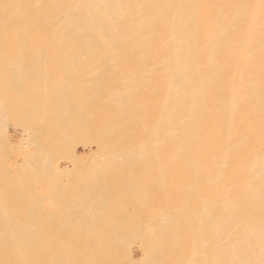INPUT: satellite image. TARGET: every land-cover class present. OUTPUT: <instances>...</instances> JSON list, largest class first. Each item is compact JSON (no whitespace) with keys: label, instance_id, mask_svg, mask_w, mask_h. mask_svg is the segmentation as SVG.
<instances>
[{"label":"bare ground","instance_id":"obj_1","mask_svg":"<svg viewBox=\"0 0 264 264\" xmlns=\"http://www.w3.org/2000/svg\"><path fill=\"white\" fill-rule=\"evenodd\" d=\"M0 65H4L0 68V264H264V0H0ZM45 65L49 66L44 68ZM61 65L64 67L60 68ZM114 65L119 67L113 68ZM101 66H111V68H101ZM59 70L67 76L72 74L70 77L78 71H87L91 74L105 71L107 75L110 72L123 73V75L129 73V82L123 80V76L119 74L122 78L119 79L126 81L125 84L122 82L126 89L120 88L123 91L120 90L115 94L118 89L113 92L112 88L111 90L108 88L109 93L112 92L110 95L114 93V96L111 95L115 97L113 100H117L115 102L117 110L111 114L112 116L110 115L111 120H104L109 118L108 115L103 118L107 125L103 123L102 128H99L102 120L99 122L98 118L94 121V124L99 122L97 123L99 126L97 124L94 126L100 129L98 132L100 135L97 134L95 127L91 131L95 129L96 132L93 133L101 136L100 138L96 134L91 138V134L89 136L91 131L83 132V135L87 134L86 138L89 136V141L84 137L85 145L84 141L81 142L85 146L82 154L71 151L73 144L70 142L76 136L73 134L74 136L70 137L72 132L77 130H69V127L73 125L71 121L75 123L73 122L75 121L73 116L76 118L75 114L73 115L75 110L76 113H80V109H83L84 115L90 113L93 104L90 105L89 102L92 100L94 102L95 96L93 95L92 98V94L97 90H92L93 93L89 92L93 81L86 82L87 77L91 76L88 73L86 79L81 80L85 81V85L90 86L88 92L83 87L80 89L83 91H79L83 93L85 90L87 100L84 97L81 99L84 104L89 100L86 103L88 109L92 107L89 110L86 108L87 105L86 110L84 107H79L80 111L77 112L79 104L71 102V98L77 101L79 96L82 97L85 93L82 95L75 92L79 96L73 98L72 96L75 95L72 89L75 88L71 87L76 80L71 81L68 78L67 81L64 75L63 78L60 76ZM44 71L52 74L56 71L60 72L53 75L50 73L52 77H49L50 79L55 77L53 80L59 79L60 82L62 79L64 83L61 82L60 87L52 89V84L57 82L46 83L51 84L49 86L52 92L54 91L60 99L66 91L71 96L69 101L65 98L62 102L61 99V106L59 101L55 105L56 111L60 106L59 125L62 123L65 125L64 122L68 124L65 125L66 130L64 129L66 132L62 130L64 125H60L61 128L56 127L57 132L61 130L60 134L55 131L57 136L64 137V140L60 137L59 139L55 137V141L51 139L53 135L48 134V126L52 121L48 120L54 117L57 120V116L53 115L51 118L50 115L49 117L45 115L49 113L45 112L48 105L44 107L46 104L36 99L37 96L40 97L39 94H43L41 90L45 91L43 86L46 83H42L44 82L42 79L46 77ZM34 72H41L39 75L44 74L41 76L45 77L37 79ZM68 72L71 74L68 75ZM31 73L34 75L33 78L42 81L39 82L43 86L38 85L40 83L36 80L31 82L29 79L33 76ZM29 74L31 76L27 78L30 80V87L27 86L29 81L25 78ZM57 74L59 78H56ZM76 74L75 76L78 77L79 73ZM79 77L78 81H80ZM91 78L89 79L92 80ZM117 78H115L116 88H119ZM78 81L76 84L79 83ZM96 81L98 82V79ZM34 86L38 89L41 87L39 90L35 87L36 90ZM26 87L28 88L25 89ZM54 89L58 92L56 93ZM139 89L142 93L139 95L140 91H138L136 97ZM47 91L49 90L46 88L45 94ZM107 93L104 92L103 95ZM11 95L14 98L13 107L15 102L18 103V107L16 104L17 114L12 113L11 110L10 115L8 105L11 101L9 102L8 99L10 97L11 100ZM49 97L50 94L47 98ZM55 97L53 99H56ZM69 102L73 105L74 111L72 110V114L69 112L70 118L67 116L72 120L68 122L65 118L66 121L63 122L60 119L67 117L66 113L71 107L69 106V109L67 107ZM103 102L105 103L106 100ZM81 104L83 106V103ZM19 105L21 107L24 105V108ZM74 105L77 107L75 108ZM6 108L9 113L6 112ZM19 108L24 109L22 114L25 121L28 116L30 117L27 119L30 120L29 123L31 122L29 125L28 122H25L27 125L23 123V126L30 127L29 130L22 127L24 121L16 117L19 110L22 111ZM53 109L55 107L50 110L53 112ZM99 111L97 110V113ZM30 113L33 114L32 117ZM80 114H78L80 118H85L90 125L94 113L92 115L90 113V119L89 116ZM132 114L135 118L139 116L141 125L137 123V126L140 127L133 125L135 118L132 121ZM12 118L16 119V123ZM77 120L78 118L75 124L81 122ZM57 124L51 123L54 129ZM67 126L69 134H67ZM77 126L80 125H76L75 129H78ZM85 127L83 125L82 128ZM43 128H47L42 130L44 134L41 131ZM50 131L53 133L52 130ZM12 146L14 148L9 153ZM19 155L24 157L29 155L32 158L20 161L18 159L19 162L13 159ZM61 156H66L69 160L72 158L67 162L68 166L74 167V170L69 171L72 175L77 171L75 165L81 163L85 166L83 163L90 161L91 156V158L95 156L103 159L109 157V160L152 158L155 165L153 163L150 165L153 164L158 174L163 176L161 177L164 178L165 186L161 185L162 190L158 185L159 180L156 183L157 177L154 176L157 185L154 184L155 187L158 189L160 187L162 190L161 192L159 189L163 194L164 205L162 203L159 206L161 209L163 205L158 214V207H154L160 204L161 201H157L161 193L157 191L155 194L159 199L149 194L152 197L150 201L155 198L157 201L154 200L155 205L151 207L155 210L151 212L149 211L151 208H148V214L151 216L153 211H157L155 214H158H154L153 217L148 216L151 220L148 225L151 228H146L151 231L150 233L146 229L145 231L149 233L146 232L147 236L151 234V238L148 236L149 240L144 239L147 236L140 224H138L139 229L138 227L136 229L137 224L136 226L133 224L137 230L134 231L135 229L132 228L133 236H130L131 233L128 237L127 233L123 236L120 232L121 237H115L114 234L116 232L119 234L122 227L119 228L120 230H117L118 226L113 227L116 231L112 232L113 229L109 228L111 225L106 226L109 222L105 223V220L101 219V215L104 217L102 213H100L101 218H97L102 221V223L97 222L101 225L94 223L97 221L96 218L94 222H86L87 219L84 220L83 217H88L87 210H84V213L82 209L84 206L81 208L78 206L82 202L88 205L93 201L91 195L89 200L85 197L89 192L82 191L87 189V185L91 186L89 184L92 181L87 178L90 182L89 184L85 182L82 187H86L81 192L75 191L76 189L74 192L73 190L67 192L65 189L68 188V183L65 182L66 186L62 181L58 183L52 181L49 177L50 172L47 173L52 165L53 170L57 171L55 173L59 172L62 177L67 169L61 161L50 165L54 160L51 158H61ZM10 158L15 162H10ZM44 158H50L51 161ZM143 161L145 160L139 162L144 163ZM27 162L30 165L25 168ZM39 162L40 165H37ZM134 162L137 163L136 160ZM126 163L128 165L129 160ZM115 164L120 165L119 162ZM82 165L78 168L83 167ZM99 165L102 170L98 172H102L104 167L100 162ZM99 165L97 167L94 164L90 171H96ZM105 165L106 169L108 166ZM122 166L121 164L120 167ZM21 170L30 173H24L15 179L16 172L19 173ZM59 173L56 174L58 180H60ZM69 173L66 177H72ZM102 175L106 177V172ZM107 176L110 178V175ZM122 176L121 174L120 180L124 179ZM99 177L96 180H99ZM146 178H142L143 181ZM149 178L150 180L146 182L152 180L151 177ZM52 182L54 185L56 182L57 186ZM72 182L71 180L70 183L69 180L71 187ZM150 183L153 184V180ZM17 184L25 188L17 198L19 200L28 198L29 202L14 207L10 190L15 189ZM134 185L138 186V184ZM146 185L144 186L147 187ZM47 186H54L52 191L58 188L55 195L53 194L55 197L51 195L55 191L49 193ZM65 186L67 188H64ZM127 188L123 190L126 191ZM153 189L151 190L150 187L152 192ZM97 190L100 191V188L97 187ZM97 190L95 193L98 192ZM123 192L121 195H129V191ZM39 195H42L41 199L34 198ZM67 195L70 196V200L64 201L65 197L68 198ZM101 197L97 202L101 201ZM127 197L125 200L130 201L131 199ZM55 201L58 204H68V207L64 204L67 212L70 211L69 204L72 210L77 207L76 211L74 209L75 213H71L72 211L70 213L75 216L76 212L79 213L77 216H81H76L75 221L81 222L82 218L84 224L80 227L75 225L73 228L74 224L71 223L76 224V222L71 215L74 222H68L71 226L67 225L65 232L64 223H58L60 220L57 215L59 218L61 215L57 207L55 209L58 212H54L55 215L52 216L48 212L50 216L46 212L45 216V210L52 208L53 205H50L55 204ZM91 204L97 205L95 202ZM78 208L82 210L83 217L82 213L78 212ZM50 211L53 213L52 210ZM63 211L67 214L65 210ZM93 212L92 214L97 215V211ZM51 217H55L56 220ZM63 217L62 215L60 219L65 222L70 215L64 219ZM68 220H71V217ZM111 224L117 225L113 221ZM105 228H109V231L112 229L110 233L113 235L111 236ZM129 229L131 228L127 227L130 232ZM140 229L144 235L140 233ZM106 232L107 236H105ZM137 236H144V240Z\"/></svg>","mask_w":264,"mask_h":264},{"label":"rangeland","instance_id":"obj_2","mask_svg":"<svg viewBox=\"0 0 264 264\" xmlns=\"http://www.w3.org/2000/svg\"><path fill=\"white\" fill-rule=\"evenodd\" d=\"M53 65H54V64H52V66H53ZM55 65H56V64H55ZM57 65H58V64H57ZM59 65H60V64H59ZM59 65H58V66H59ZM48 66H49V65H48ZM48 66L45 65V66H43V67H44V68H47ZM1 67H4V65H3V66L0 65V68H1ZM56 67H57V66H56ZM61 67H64V66L61 65L60 68H61ZM91 67H93V66H91ZM94 67H96V66H94ZM98 67H100V66H98ZM104 67H105V68H111V66H110V67H109V66H101V68H104ZM112 67H113V68H114V67H115V68H118L119 65H114V66H112ZM132 67H135V66H132ZM49 68H51V67H49ZM52 68H53V67H52ZM54 68H55V67H54ZM57 68H58V67H57ZM80 68H82V66H80ZM83 68H84V67H83ZM59 71L61 72L62 70H59ZM44 72H45V71H44ZM56 72H57V71H56ZM56 72H55V73H56ZM60 72H59V73L57 72V73L60 74ZM65 72H67V71H65ZM82 72H84V71H82ZM82 72H80V71L76 72L77 74L79 73L78 75L81 77V78H80V77L78 76L80 81L77 80L78 77L75 76L76 73H73V77H70V76H72L71 72H68V73H67L68 75H69V73H70V74H71L70 76H67L66 73H63V74H62V72H61L60 76H61L62 78L65 76V79H66L67 81H69L68 78H70L71 81H72V80H76V81L79 82L78 84H80V86H79L78 84H76V81L73 82V85H72V87H71V88H73V87L75 88V89H72V91H73V93H74V95H75V96H72L73 98H74V97H77L76 95H78V94H82V95H83V94L85 93L83 96L81 95L82 97H80V96L78 95V96H79V99H78V98H75V99H78V100H77V101H73L72 98H71V96L69 95V93L65 90L66 93L64 92V96L67 95V97H66V96H65V97L63 96V98L61 97V99H62V102H63V99L66 98L65 100H66V101H69L70 98H71V102H73V103L75 102V104H77V105L79 104L78 107H77V105H74L75 108H76V107L78 108L77 112H79V111L81 110L80 113H82V114L84 115V112H85V111H84L83 109H80V108H83V107H84V109L86 110V108L89 107V106L86 104V103H88L89 100L86 101V103L84 104V102L82 101L81 98H83V97L85 98V95H86L85 90H87V92H88V89H89L90 86L85 85V81H83V82L81 81V80H83L84 78L86 79V75H88L89 72L87 73V71H86V72H84V74H82ZM98 72H99V71H98ZM98 72H95V73L92 72V74H91V72H90L89 75H91V76H90V77H87V79H86V82H88L87 80H89L90 82L93 81V82H91L92 84H90V85H91V87H90L91 89H89V92H90V93H93V91H96V90H97V91L95 92L96 95H95L94 93L92 94V98L95 96V98H94V102H93V100H92L91 102H89L90 105L93 104V107L90 106L89 109H91V107H92V109L95 107V108L93 109L94 112H93L92 109H91V111H90V110L87 108V109L89 110V112L91 113V115H92V113H94L93 116L95 115V117L92 116L91 119H90V116H91L90 113H88V112L85 113V115L89 116L88 118L92 121V122H91L88 118H86L87 121L91 122L90 125H89L88 122L85 121V118H83V119L80 118L81 116L78 115V114H80V113H76V110L74 111V107H73V105H71L70 102H69L70 105H69V103H68V105H67L68 109H69V106L73 107V109L70 107L68 113H66V116H67V115L69 116V114H70L69 112H71V114H72V112L74 111V112H73V115L75 114L76 118H74V116L72 115V116H73V120H75V121H73V122L76 123V119H77V118H78L77 122H78V121H81V122L75 124V123H72V121H71V124H73V125L75 124V125H74V126L72 125V127H69V130H70V129H71V130L73 129V130H77V132H78V129H79L78 136L76 135V134H77L76 131H74V133L72 132V136L70 135L71 137H70L69 135H66V136H67V137L69 136L70 138H72L74 135L76 136L75 139L72 138L73 140L70 142V143L73 144V146L71 145V146L73 147L71 151H76L77 153H81V154L84 152V149H85V146H84V145H85L86 140L84 141V137L86 138V135H87V134L85 135V133H84V135H83V132H87V131L89 132V131H91V129H93V128L95 127V129H97V134H99L98 132H99L100 129L96 128V126H94V125H96L97 123H99V122L102 120L103 122H100V123H99V124H100V127H99V128H102L101 125H103V123H106V121H104V120H108V119L111 120L110 115H111V114H114V113H115L114 111L117 110V108H116V106H115V102H116L117 100H113V98L115 99V97H113V96H114V93L111 94V95H113V96H111L110 93H112V92L109 93V91L111 90V88H112L113 92L115 91V89H118L117 91H115V94H116L118 91H120V90H122V89H123V90L126 89V86H125V85H124L125 88L123 87V83L125 84L126 81L123 82V80H127V81H128V77H129V73H128V74L124 73V75H123V73H118V72H110V73H108V71H106V72L108 73V75L110 74V76H108V75L105 73V71H101V72H99V73H98ZM37 73H38V72H34V75H35V78L38 79V78L42 77L44 74H45L46 77H47L51 72H49V73H46V72H45L44 74H40V75H39V73H41V72H39L38 75H37V76H39V77L36 76ZM42 73H43V72H42ZM55 73H53V74H55ZM85 73H87V74H85ZM93 73H94V75H93ZM114 73H115L116 75H115ZM51 74H52V73H51ZM51 74H50V75H51ZM53 74H52V75H53ZM58 74L56 75V78H59V77H60V76L58 77ZM77 74H76V75H77ZM119 74L123 76V80H122V81L120 80V79H122V78H120L121 76H120ZM31 75H33V73H31ZM31 75H30V74H29V75H26L25 78L30 77ZM34 75L31 76V77L33 78ZM41 75H42V76H41ZM50 75L48 76V78H46L45 76H44L45 78L42 77V78H44V79L41 78L44 82H42L41 80H39V81H41L42 83H46V82H49V81H50V83H51V81H52L53 83H54V82H57L56 84L54 83L55 85L52 84V85H53V86H52V89H53V88H56V89H57L58 87H60V83H61V82L64 83V81H62V79H61V82L58 81L59 79H58V80H57V79H56V80H55V79L53 80V78H55V77H53L52 79H50V78L52 77V75H51V76H50ZM62 75H64V76H62ZM83 75H85V76L82 77ZM96 75H97L98 77H97ZM117 75H118V76H117ZM66 76H67V78H66ZM74 76L76 77L75 79H74ZM92 76L94 77L93 79L91 78ZM114 76H115V77H114ZM130 76H131V75H130ZM31 77L29 78V79L31 80V82H32V80H33V81H35V80L38 81V80L35 79V78L31 79ZM49 77H50V78H49ZM103 77H104V78H103ZM105 77H107V78H105ZM109 77H111V78H109ZM117 77H118V78H117ZM126 77H127V78H126ZM71 78H72V79H71ZM82 78H83V79H82ZM89 78H91L92 80H90ZM95 78L98 79V82L96 81L97 79H95ZM99 78H100V79H99ZM101 78H102V79H101ZM108 78H109V79H108ZM112 78H113V79H112ZM115 78H117V80H118V81L120 80L119 82H121V83H119V82L116 80V81H117V84H119V86H118L119 88H116L117 86H116ZM119 78H120V79H119ZM124 78H125V79H124ZM45 79H46V80H47V79H50V80L45 81ZM65 79H63V80H65ZM27 80H28V78H27ZM30 80H28L29 83H27V84H28V85H27L28 87H30V86H29V84H30ZM100 80H101V81H100ZM103 80H104V81H103ZM108 80H109V81H108ZM113 80H114V82H113ZM36 81H35V82H36ZM39 81H38V82H39ZM67 81H66V82H67ZM102 81H103V82H102ZM110 81H111V82H110ZM38 82H37V83H38ZM41 82H39L40 84H38V85H42V86H43V84H42ZM99 82H100V83H99ZM107 82H108V83H107ZM112 82H113L114 84H113ZM122 82H123V83H122ZM128 82H129V81H128ZM33 83H34V82H33ZM50 83H49V84H50ZM74 83L76 84V86H75ZM94 83H95V85L93 86ZM98 83H99V84H98ZM102 83H103L104 85H103ZM46 84H47V83H46ZM46 84H44L45 86H43V88H45V91H46V88H47V90H49V91H47V93L45 94V91H44V90H41L43 94H39L40 97L37 96L36 99H37L39 102L42 100V101H43V104H44V105L46 104L44 107H46V106L48 105V109L46 108L45 112H49V113H48V114H45V112H44L45 115H47L48 117H49V115H50L51 118H52L53 115L57 116V117H56L57 120H55V117H54V119H52V120H48V121H52V122H54V124H55V123L57 124V122H58L57 125H59V123H61L60 121H58V120H59V117H58V116H59V114H60V112H59V108H60V106H61V104H60L61 99H60V98L54 93V91L52 92V89H51V87L49 86V84H47L48 86H47ZM61 84H62V83H61ZM81 84H82V86H81ZM97 84H98V85H97ZM50 85H51V84H50ZM77 85L80 87V88L78 89V91L81 89V87L86 88V89L84 90L83 93L80 92V91H83V90H80V91H79L80 93L76 90L77 87H78ZM83 85H84L85 87H84ZM106 85H107V86H106ZM55 86H56V87H55ZM101 86H103V87H101ZM105 86H106L107 88H106ZM114 86H115V88H114ZM28 87H26L25 89H27ZM32 87H33V85H32ZM35 87H36V86H34V88H35ZM40 87H41V86H40ZM40 87H39V89H40ZM87 87H88V88H87ZM93 87H94V88H93ZM36 88H37V87H36ZM36 88H35V89H36ZM103 88H104V89H103ZM108 88H109L110 90H108ZM120 88H122V89H120ZM37 89H38V88H37ZM37 89H36V90H37ZM39 89H38V90H39ZM41 89H42V88H41ZM56 89H54V90L56 91ZM105 89L108 91L109 94L107 93V91H106ZM50 90H51V91H50ZM75 90H76V91H75ZM92 90H93V91H92ZM100 90L103 91V92H99V93H98V91H100ZM123 90H122V91H123ZM43 91H44V92H43ZM91 91H92V92H91ZM138 91H140V89L137 90L136 97L138 96ZM36 92L38 93V91H36ZM49 92H50V93H49ZM57 92H58V91H56V93H57ZM75 92L78 93V94H76ZM104 92L107 93V94H104V95H103ZM73 93H72V94H73ZM141 93H142V91H140L139 95H140ZM11 94H12V93H11ZM14 94H15V93H14ZM14 94H13V96H14V97H15V96L17 97V95H14ZM49 94H50L51 97L47 98ZM54 94H55L57 97H55ZM100 94H101L103 97H102ZM52 95H54L53 98L55 97L56 99H53V98H52ZM68 95H69V96H68ZM93 95H94V96H93ZM105 95H106V96H105ZM107 95H108L109 97H107ZM11 96H12V95H11ZM13 96L11 97V100H10V97H9V99H8L9 102L11 101V104L9 103L10 105H8V108H10V109H9L10 115H11V110H12V113H14L15 110H17L16 107H18V103L15 102V101H14V102H15V106H16V104H17V106H16V107L14 106L15 108L13 107V105H14V104L12 103V101L14 100ZM44 96H47V97H44ZM96 96H97L98 98H97ZM100 96H101V98H99ZM106 97H107V98H106ZM110 97H111L112 102H111V100H110ZM86 98H87V97H86ZM86 98H85V99H86ZM92 98H91V99H92ZM104 98H106V99H104ZM22 99H23V97H22ZM22 99H21V100H22ZM85 99H84V101H85ZM89 99H90V98H89ZM91 99H90V100H91ZM116 99H117V98H116ZM17 100H18V99H17ZM24 100H25V98H24ZM44 100H45V101H44ZM46 100L48 101V103H44V102H47ZM56 100H57V103H56ZM65 100H64V101H65ZM86 100H87V99H86ZM98 100H99L101 103L98 102ZM104 100H106L105 103L103 102ZM107 100H109V101L107 102ZM22 101H23V100H22ZM26 101H27V100H25L24 102H26ZM38 101H37V103H39ZM58 101H59V105H60V106L57 105V106H58V109H57V111H56V106H55V105L58 104ZM19 102H20V101H19ZM62 102H61V103H62ZM76 102H77V103H76ZM80 102L83 103V106H82V104H81ZM92 102H93V103H92ZM96 102H97V103H96ZM110 102H111V103H110ZM113 102H114V103H113ZM21 103H22V102H21ZM21 103H20V104H21ZM40 103H41V102H40ZM94 103H95V104H94ZM103 103H104V104H103ZM108 103H109V104H108ZM25 104H26V103H25ZM53 104H54V105H53ZM97 104H98V105H97ZM100 104H101L102 106H99ZM110 104H112V105H114V106L112 107ZM86 105H87V106H86ZM106 105H107V106H106ZM108 105H110V106H108ZM19 106L21 107V105H19ZM81 106H82V107H81ZM85 106H86V108H85ZM96 106H97V107H96ZM98 106L101 107V108L103 107V108H102V109H101V108L99 109ZM104 106H105V107H104ZM52 107H55V109H53V112L51 111V110H52ZM79 107H80V108H79ZM108 107H110V108H108ZM13 108H14V110H13ZM21 108H24V105H23V107H21ZM21 108H19V109H21ZM113 108H116V109H113ZM50 109H51V110H50ZM79 109H80V110H79ZM104 109H105V110H104ZM7 110H8V109L6 108V112H7ZM21 110H22V109H21ZM54 110H55V114H54ZM72 110H73V111H72ZM97 110H98V111H99V110H100V111L102 110L101 112L99 111V112H100V115H99V112L97 113ZM103 110H104V111H103ZM108 110H109V112H108ZM111 110H112V111H111ZM23 111H24V109H23L21 112H20V110H19L18 115H17L16 117H18V119L20 118L21 120H23L24 122L21 121V122H22V127L26 128V130H29L30 127H29V126L26 127L25 125H27V124H26L25 122H28V125H29L31 122L29 123L30 120L28 121L27 119H28V118L30 119V117L28 116V115H29V114H28V115H27L28 118H27L26 121H25V120L23 119V118H24V116H23V114H22ZM82 111H84V112H82ZM9 112H7V113H9ZM50 112H51L52 115L50 114ZM104 112H106L107 114H106V113L104 114ZM113 112H114V113H113ZM15 113H16V112H15ZM15 113H14V114H15ZM19 113H20V114H19ZM101 113H102V114H101ZM109 113H110V114H109ZM14 114H12V115H14ZM16 114H17V113H16ZM21 114H22V115H21ZM24 114H25V113H24ZM96 114H98L99 117H98V115H96ZM103 114H104V115H103ZM6 115H9V114H6ZM20 115H21V117H19ZM25 115H26V114H25ZM31 115H33V114L30 113V116H31ZM80 115H81V114H80ZM85 115H84V116H85ZM106 115H108L109 118H105ZM14 116H15V115H14ZM68 116H67V117H64L63 119L61 118L60 120H61V121L63 120V122H64V120L66 121L65 118H67V119H68V122H69V120H72V119H69L71 115L69 116V118H68ZM84 116H82V117H84ZM96 116H97V117H96ZM100 116H101L102 118H101ZM111 116H112V115H111ZM137 116H138V115H137ZM137 116H136V118H137V119H136V118H135V115L132 114V115H131L132 118H131V117H130V118L132 119V121H133L134 118H135V120H134V122H133V125H135V127H140V126H137V123H139V124L141 125V122H140L141 120L139 119V116H138V117H137ZM7 117H9V116H7ZM31 117H32V116H31ZM85 117H86V116H85ZM13 118H14V117H13ZM13 118H12V121H13V122L15 121L14 123H16V119L13 120ZM51 118H50V119H51ZM92 118L95 119V120H92ZM98 118H99V119H98ZM100 118H101V119H100ZM103 118H105V119L103 120ZM97 119H98V121H99V120H100V121L94 124V121H97ZM8 120L10 121L11 118L8 119ZM53 120H55V121H53ZM109 120H108V121H109ZM136 120H137V122H136ZM56 121H57V122H56ZM108 121H107V122H108ZM132 121H131V122H132ZM138 121H139V122H138ZM17 122H19V121H17ZM52 122H51V123H52ZM82 122H84L86 125L83 124ZM23 123L25 124L24 126H23ZM36 123H38V122H36ZM49 123H50V122H49ZM51 123H50L49 126H48V127H49V128H48V130H49V133H48V134L53 135V137H51V139L53 138L52 140L55 141L56 138H57V139H59V137L61 138L60 135H59V137H58L57 134H56V132H57V131H56V130H57L56 127H57V128H61V126L64 125V124H63V123H62V125L60 124V125H61V126L59 125L60 127L56 125V126H55V129H54V126L51 125ZM64 123H65V125H68L66 122H64ZM18 124H19V123H18ZM20 124H21V123H20ZM78 124H79L80 126H82V127H83V125L86 126V127H87V125H88V129H90V130L86 129V127L83 129V128L80 127V126H77L78 129H75V128H76V125H78ZM81 124H83V125H81ZM91 124H92V125H91ZM99 124H97V126H99ZM108 124H109V122H108ZM110 124H111V122H110ZM139 124H138V125H139ZM65 125H64V127H63L62 130L65 129V127H66ZM105 125H107V123H106ZM34 126H35V125H34ZM36 126H37V125H36ZM69 126H70V125H69ZM90 126H91V128H89ZM103 126H104V125H103ZM73 127H74V128H73ZM37 128H38V127H37ZM51 128H53V129H51ZM46 129H47V128H46ZM46 129L43 128V129H41V131H42V130L44 131V130H46ZM85 129H86V130H85ZM95 129H94V131H95ZM138 129H140V128H138ZM50 130H52L53 133H51ZM65 130H66V129H65ZM65 130H64V131H65ZM73 130H72V131H73ZM84 130H85V131H84ZM43 131H42V133H43ZM55 131H56V132H55ZM59 131H60V132H59ZM64 131H62V132H64ZM67 131H68V126H67ZM94 131H93V132H94ZM14 132H15V131H14ZM65 132H66V131H65ZM88 132H87V133H88ZM93 132L91 131V132L89 133V136H90V134H91V136H92L91 138H94V135L96 134V133L94 134ZM95 132H96V131H95ZM16 133H17V132H16ZM45 133H46V131H45ZM57 133L60 134V133H61V130H58ZM79 133H80V134H79ZM43 134H44V133H43ZM67 134H69V131L67 132ZM70 134H71V133H70ZM73 134H74V135H73ZM93 134H94V135H93ZM97 134H96V136H97L98 138H100V137H101V136L99 137L100 134H99V135H97ZM54 135H55V136H54ZM89 136H88V137H89ZM55 137H56V138H55ZM67 137H66L65 142L67 141ZM88 137L86 138L87 140H88ZM97 137H96V138H97ZM54 138H55V140H54ZM63 138H64V137H63ZM63 138H61V139H63ZM70 138H69V139H70ZM61 139H60V140H61ZM64 139H65V138H64ZM64 139H63V140H64ZM17 140H18V139H17ZM90 140H91V139H90ZM83 141H84V145H83V143L81 144V142H83ZM88 141H89V140H88ZM93 141H94V140H93ZM93 141H90V142H93ZM60 142H62V141H60ZM63 142H64V141H63ZM68 142H69V141H68ZM90 142H88V143H90ZM132 143H133V142H132ZM9 144H10V143H9ZM65 145H66V144H65ZM13 148H14V146H12V147L9 149V153L12 152V149H13ZM23 148H24V147H23ZM19 156H21V155H19ZM19 156H18L17 158H13V159H14V160H17V161H18V159H19V161H20L21 159H25V160H26L27 158H28V159H31V158H32V157L29 156V155H27L28 157L25 156L26 158H25L24 156H21V157L19 158ZM22 157H23V158H22ZM91 157H92V156H91ZM91 157H90V161H88L89 163H88V162H86V163H83V162H82L83 164H85V166L82 165V164L79 162L84 168H83V167L78 168V166H79L80 164H79V165L76 164V165H75V168L77 167V171H76L77 173L74 171L75 173H73V175L71 174L72 172L69 173V171H72V169H73L74 167H70V165H69V166L67 165V162H69L72 158H70V160H69V158H67L66 156H61V158H51V157H50L51 159H54L55 161H54V160L51 161L50 158H49V159L44 158V159H45V160H50L51 163H50V161H48V162L50 163V165L53 164V163H55V162H57V161H61L62 163L64 162L65 167L67 168L66 171H64V176H63L64 179H62L63 177H62V176L60 175V173L58 172V173H59V176H60V180H58L59 177L56 175V174H58V173H55V172H57V171H54V170H53V168H52V167H54L53 165L51 166V168H50L49 170H47V173L50 172V173L52 174V175H51V174L49 173V177H50V179L52 178V179H51L52 181H56L57 183H58V181H62L64 184H65V182L68 183V184H67L68 186L65 184V185L68 187V188H67L66 186L64 187V188H67V189H65V191H67V190L72 191V190H73L72 192H74V190L76 189L75 191H77V192L80 191V192H81V190H82L83 188L86 187V186H85V187H82V186L85 185V182L87 181V178L90 179V180L92 181L90 184H89L90 181H89V180L87 181L88 184L91 185V186H88V185H87V189H89V190L87 191V189H83L82 191H83V192L86 191V193H87V192L91 193V191H92L91 189H93V187H94L95 190H93L92 193H93L94 196L96 195V196H95L96 199H95L94 196H92V193H91V194L87 193V195H85L86 199L89 200L91 197H93V199H91V200H93V201L90 202V203H88V205L90 204V205H89L90 207H89L86 203L84 204L83 202H82V203H83L84 205L81 203L80 206H78V207H80V208H81V206H84V207H82L83 212L85 213V211L87 210L88 214H87V212H86V215H88V217H89V215H91L90 217H92V219L89 217V220H88V217H87V216H85V218H84V217H83L84 215H83L82 210L78 208V209H79L78 212L82 213V217H83V219H84V220H85V219L88 220V221L85 220L86 222H89V223H90L91 221L94 222V220L96 221L97 218L99 219V218H101V216H102L101 219H103V221L105 220V223H106V221L109 222V224L107 223L106 226L109 227L108 225H111L109 228H112V229H113L112 232L115 233V231H116V230L114 231V228H115V227L118 226V227H117V228H118L117 230H120L119 228L122 227V228H121L122 230L119 231V234H117L118 232H116V234H117L118 236H117L116 234H114L115 237H121V236H120L121 234H122V235H123V234L126 235L125 233H127V237H128V235H130V233H131L130 236H133V234H132V232H131L132 228H133V230L135 229V228L133 227V224H134L135 226H136V224H137L136 229H137V227L139 226L138 224H140V226L142 227V229L144 228L143 231H144L145 234H146L147 231H145V229L148 230V228H151V227H149V225H148V224L150 223L151 220H149L148 218H149V217H153L154 214L157 212V211H153V213H151L152 210H155V209H152V208L154 207V206H153L154 202L157 201V200H155L156 198L153 199V200L151 199V201H150L149 199L152 198V197H157V195L155 196V194L157 193V191H158V193L160 194V193L162 192V190H163L161 185L163 184V186H165V183H164V181H163L164 178L162 179L163 176H162V175H159V174H158V171L154 169V165H155V163H153V162H155V161H153L152 158H146V159H145V158H141V159H140V158H134V159H133V158H129V159L127 158V159L129 160V163H130L131 161H132V163H134V164H132V163L129 164V163H128V165H131V166H128L127 163H126V162H128V160H127L126 158H122V160H121V158H115V159L113 160V158L111 157L112 159L109 160V159H110L109 157H104L105 159H103V158H96L95 156H93V158H91ZM13 159L10 158L9 161L11 160L10 162H13V161H14ZM106 159H107V160H106ZM118 159H119V160H118ZM124 159H125V162H123ZM139 159H140L141 161H142V160H145V161H143L145 164L142 163V162H139V161H140ZM42 160H43V158H42ZM68 160H69V161H68ZM104 160H105V161H104ZM115 160H117V161H115ZM135 160H136L137 163L134 162ZM19 161H18V162H19ZM107 161H108V162H107ZM121 161H122V162H121ZM14 162H15V161H14ZM99 162L101 163L102 167H104L102 172H98V170H100V169L102 170L101 166L99 165ZM103 162H104V163L106 162L105 164H107V166H108L109 168L107 167V168L105 169V166H106V165H105ZM115 162H116V163L119 162L120 165L122 164L123 166L120 167V165H119V164H115ZM62 163H61V164H62ZM97 163H98V164H97ZM102 163H103V164H102ZM109 163H110V164H109ZM141 163H142V164H141ZM150 163H153L154 165H153V164L150 165ZM89 164H90V167H89ZM94 164H95L97 167H98V165H99V168H98L96 171L93 172V171H90V170H91V168H93L92 166H93ZM112 164H113V165H112ZM136 164H137V165H136ZM10 165H12V164H10ZM29 165H30V163L27 162V163L25 164V168L28 167ZM37 165H40V162H39ZM81 165H80V166H81ZM104 165H105V166H104ZM117 165H119V166H117ZM124 165H125V166H124ZM133 165H135V166H133ZM149 165H150V166H149ZM80 166H79V167H80ZM126 166H127V167H126ZM137 166H139V167H137ZM97 167H95V168H97ZM111 167H112V169H114L115 171H114V170L111 171V170H112ZM114 167H116V168H114ZM131 167L133 168L132 170H131ZM149 167H150V168H149ZM152 167H153V168H152ZM123 168H124V169H123ZM129 168H130V169H129ZM140 168H141V169H140ZM144 168H146V169H144ZM147 168H148V169H147ZM78 169H79V170H78ZM104 169L108 171V174H107V171H105ZM116 169H118V170H116ZM151 169H152V170H151ZM67 170H68V171H67ZM73 170H74V169H73ZM92 170H94V169H92ZM141 170H143V171H141ZM144 170H145V171L147 170V171L145 172ZM79 171H80V172H79ZM110 171H111V172H110ZM118 171H120L121 173L118 172ZM128 171H129L130 174H128ZM156 171H157V172H156ZM78 172H79V174H78ZM91 172H93V173H91ZM95 172H96L97 175L99 174L100 177L97 176V175H95ZM104 172H106V177H104V176H105L104 174H103L104 176L102 175V173H104ZM126 172H127V173H126ZM137 172H138V173H137ZM140 172H142V173H140ZM149 172H150V174H149ZM24 173H25V174H28V173H30V171H26V170H25V171L23 172V171L21 170L19 173H18V171H17V172H16V175L14 176V178H15V179H18L19 176L22 175V174H24ZM54 173H55L56 176L54 175ZM65 173H66V174H65ZM68 173L70 174L69 176H72V177L74 176L73 178H74L75 180L72 179V177H66ZM85 173L88 174L89 177H88V175H87L86 178H84V176L86 175ZM89 173H90V174H89ZM112 173H114V174H112ZM117 173H118V175H117ZM145 173H146V174H145ZM11 174H14V173L11 172ZM11 174H10V175H11ZM62 174H63V172H62ZM84 174H85V175H84ZM121 174L123 175L122 177L124 178V179H123L124 181H123V180H120V179H121ZM124 174H127V175L124 176ZM131 174H132V176H131ZM151 174H152V175H151ZM157 174L159 175V177L157 176ZM50 175H51L52 177H51ZM83 175H84V176H83ZM92 175H95V176L92 177ZM107 175H110V178H109ZM113 175H114V176H113ZM90 176H91L92 178H91ZM96 176L99 177V180H96V179H97ZM101 176H102V179H100ZM139 176H140V179H139ZM142 176H144V177H142ZM146 176H147V178H146ZM152 176H153V177L156 176L157 179H156V177L152 178ZM161 176H162V177H161ZM54 177H55V178H54ZM65 177H66L67 179H66ZM111 177H112L113 179H112ZM135 177L138 178V179H136ZM149 177H151V179L153 180V184L150 183V182H152V180H151L150 182H148V181L150 180ZM53 178H54V179H53ZM106 178H109V180H107ZM142 178H146V180H148V181L146 182L145 179H144V181H143ZM159 178H160L161 180H160ZM55 179H57V180H55ZM61 179H62V180H61ZM84 179H85V180H84ZM92 179H94V180H92ZM103 179H106V180L104 181ZM125 179H126V180H125ZM135 179H136V180H135ZM154 179H156V180H155L156 183L158 182L157 180H159L160 183L158 182V185H159V186L161 187V189H162V190H161L160 187H159V189L161 190V192H160V190L158 189V187H155L156 183L154 182ZM46 180L49 182L48 179H46ZM51 180H50V181H51ZM69 180H70V183H71V180L73 181V182H72V183H73V186H72V187H74V189L71 187V184L69 185ZM95 180H96V182H94ZM102 180H103V181H102ZM110 180H111V182H110ZM119 180H120V183H119ZM131 180H132V182H131ZM133 180H134V181H133ZM138 180H139V182H137ZM141 180H142L143 182H141ZM97 181H98V182H97ZM99 181H101V182H99ZM121 181H122L123 184L121 183ZM56 182H54L55 185H56ZM107 182H108V184H107ZM126 182H127V183H126ZM130 182H131V184H130ZM134 182H135V183H134ZM140 182H141V183H140ZM82 183H83V184H82ZM95 183H96L98 189L100 188V191L97 190V187H95V186H96ZM100 183H101V184H100ZM102 183H103L104 185H102ZM139 183H140V184H139ZM142 183H143V185H142ZM149 183L152 184L153 187H152V185L150 186ZM52 184H53V182H52ZM52 184H51V185H52ZM98 184H99V185H98ZM109 184H110V187H109ZM134 184H136V186H137V184H138L137 187H139V185H140V187H143V186L146 185V184H148V186L146 185L147 187L144 186L143 188H140V187H139V188L137 189V187H135ZM154 184H155V185H154ZM53 185H54V184H53ZM55 185H54V186H55ZM80 185H81V187H80ZM92 185H93V186H92ZM94 185H95V186H94ZM119 185H120V186H123V187L121 188ZM127 185H128V186H127ZM133 185H134V186H133ZM54 186H52V187H51V186H47V187H46V189H47V191H48L49 193L55 191L54 193L51 194L52 197H55L54 195H55L56 191H58V190H57L58 188H55V190L52 191V189H54V188H53ZM56 186H57V185H56ZM107 186H108V188L106 189ZM125 186H127V187L130 186V188H132V189L127 188V187H125ZM149 186L151 187V190H152L153 188H157V189H155V190L153 189V192H152V191L150 190V187H149ZM156 186H157V185H156ZM69 187H71V188H69ZM88 187H89V188H88ZM119 187L122 189V192H123V191H124V192H126V191L128 192V191H129V192H128L129 195H126V194H125V196H124V194L121 195L122 192H121V190L119 189ZM134 187H135V188H134ZM64 188H63V190H64ZM79 188H81V189H79ZM101 188H102L103 190H102ZM104 188H105V189H104ZM125 188H127L128 190H126V191L123 190V189H125ZM146 188H148L149 190L146 189ZM24 189H25V188H24L23 186H21L20 184H17V187H16L15 189H11V190H10V192H11V193H10L11 201H13L12 205H13L14 207H16V206H20L21 204H27V203L29 202V199H28V198H25V199H23V200H19V199L17 198V195H18L19 193H21ZM139 189H140L141 191H140ZM144 189H146V190H144ZM59 190H60V189H59ZM90 190H91V191H90ZM96 190H97L98 192L95 193ZM107 190H108V191H107ZM69 191H67V192H69ZM135 191H136V192H135ZM147 191H151V192H147ZM102 192H104V193H102ZM106 192L109 193V194H107ZM118 192H119V194H118ZM124 192H123V193H124ZM127 192H126V193H127ZM101 193H102V195H101ZM53 194H54V195H53ZM88 194H89V195H88ZM98 194H100V196L104 197L103 199H101L102 197L100 198L101 201H100V200H99V201H100L101 203H100V202H97V200H98L99 197H100V196L97 197ZM105 194H106V195H105ZM149 194H150L152 197H150ZM90 195H91V197H90ZM103 195H104V196H103ZM106 196H107V197H106ZM126 196H128L129 198H128V197H127V198H128V199H131V200H130V201H126V200H125ZM159 196H160V199L157 197V198L159 199L157 202L161 201L160 204H159V205H155V204H154V205H155L154 208L158 207V209H157V210H158V214L161 212V209H162V207H163V205H164V202H163L164 200H163V198H162V197H163V194L161 193ZM67 197H68V198L65 197V200H64V201H66L67 199H69L70 196L67 195ZM85 197H84V198H85ZM89 197H90V198H89ZM148 197H149V198H148ZM34 198H35V199H41V198H42V195L34 196ZM106 198H107V199H106ZM94 199H95V200H94ZM104 199H105L106 201H105ZM128 199H127V200H128ZM69 200H70V199H69ZM88 200H87V201H88ZM154 200H155V201H154ZM84 201H85V200H84ZM153 201H154V202H153ZM68 202H69V201H68ZM85 202H86V201H85ZM88 202H89V201H88ZM93 202H95L97 205H95V204H91V203H93ZM152 202H153V203H152ZM98 203H99V205H98ZM162 203H163V205H162V207H161V209H160L159 206H160ZM64 204H65V203H62V204L59 203V204H58V203H56V201H55V204L53 203V204L50 205V206L53 205L52 208H54V209H52L51 207H50L49 209H46V210H45V216L47 215L48 212H50L52 216L55 215L56 213H54V212H58L56 209L59 210V213H60V214H59V213H57V214L61 215V216H60L61 219H62V215H63L64 217H67V216L70 215L71 220H68L70 217H69V218L67 217V218H66L67 221H65V222H64V220L61 221V219H60L59 216L57 215L58 220L61 221V222L59 221L58 223H64L63 225H64L65 227L63 226V228H65V232H66V231H67V228H68L67 225H69L68 222H70V221H71V222H74V221L77 219V217H79V216H81V215L77 216V215L79 214V213H77V212H76V216H77V217L75 216V214H74V215L71 214V213H75V212H74V209H75V211L77 210V209H76L77 207H76V208L74 207V209L72 210V209H71V208H72L71 204H69V207H70L69 210H70V211L67 212L66 208L68 207V204H65V205H67L66 208H65V205H64ZM73 204H76V203H73ZM100 204H101V208H100ZM102 204H105V205H102ZM156 204H157V203H156ZM54 205H55V206H54ZM60 205H63L64 207H62V206L60 207ZM73 206H76V205H73ZM85 206H86L87 209H85ZM91 206H92V208H91ZM102 206H104V207H102ZM149 206H150V207H149ZM55 207H57V208L55 209ZM59 207H60V208H59ZM88 207H89V208H88ZM96 207H98V208H96ZM151 207H152V208H151ZM62 208H63V209H62ZM90 208H91V209H90ZM94 208H96V210H95ZM148 208H151V209H149V211H151V212H150V213H151V216H149V214H148V213H149ZM89 209H90V213H89ZM101 209H102V211H101ZM159 209H160V210H159ZM163 209H164V208H163ZM48 210H49V211H48ZM50 210H52L53 213H52ZM54 210H55V211H54ZM63 210H65V211L67 212V214L65 213L66 215L64 214V211H63ZM80 210H81V211H80ZM84 210H85V211H84ZM71 211H72V212H71ZM93 211H95V212L97 211V215H96V214H92ZM98 211H100V212H98ZM162 211H163V210H162ZM46 212H47V213H46ZM70 212H71V213H70ZM95 212H93V213H95ZM164 212H165V211H164ZM61 213H62V214H61ZM69 213H70V214H69ZM100 213L104 214V217H103V215H101ZM158 214H155V215H158ZM48 215H50V214L48 213ZM51 215H50V216H51ZM71 215L74 217V221H72V218H73V217H72ZM95 215H96V217H95ZM98 215H99V216H98ZM100 215H101V216H100ZM93 216H94V218H93ZM97 216H98V217H97ZM148 216H149V217H148ZM64 217H63V219H64ZM80 218H81V217H80ZM95 218H96V219H95ZM51 219L56 220L55 217H54V218L51 217ZM83 219L81 218V220H80L81 222H78V223H80V225H79L76 221H75L76 224H75V223H71V225L74 224V225H73V228H74L75 225H77V227H78V226H79V227L82 226V224H84V223H83V222H84ZM98 219H97V221L94 222V223H97V222H98V223H99V222L102 223V221H99ZM112 219H113V220H112ZM78 221H79V219H78ZM111 221H113L114 224H117V225H113V226H112ZM115 221H116V223H115ZM55 222H57V221H55ZM66 222H67V223H66ZM117 222L120 223V224L118 225ZM98 223H97V225H101V223H100V224H98ZM87 224H88V223H87ZM121 224H123V225L125 224V226H121ZM142 224H143V225H142ZM71 225H69V226H71ZM126 225H127V226H126ZM147 225H148V226H147ZM130 226H131V227H130ZM143 226H144V227H143ZM103 227H105V226H103ZM103 227H102V228H103ZM113 227H114V228H113ZM123 227H124V228H123ZM125 227H126V228H125ZM127 227L131 228V229H129L130 232L127 230ZM141 227H140V228H141ZM146 227H148V228H146ZM71 228H72V227H71ZM109 228H105V229L108 230ZM112 229H110V231H111ZM136 229H135L134 231H137ZM138 229H139V227H138ZM142 229H140V230H141V231H140L141 234H143V233H142ZM102 230H104V229H102ZM102 230H101V231H102ZM123 230H124L125 232H124ZM105 231H106V230H105ZM110 231L108 230L109 233H110ZM126 231H127V232H126ZM134 231H133V232H134ZM148 231H149V230H148ZM150 231H151V229H150ZM150 231H149V233H150ZM65 232H64V233H65ZM120 232H122V233L120 234ZM149 233L147 232V234H149ZM106 234H108V233L106 232V233H105V236H107ZM110 234H111V236L113 235L112 233H110ZM147 234H146L145 236H147ZM124 235H123V236H124ZM135 235H136V234H135ZM143 235H144V234H143ZM150 235H151V234H150ZM150 235H148V236L151 238ZM114 236H113V237H114ZM148 236H147V238H146V237L144 238V236H143V237L139 236V237L142 238V239L144 238V239H146V240H149L150 238H148ZM109 237H110V235H109ZM135 237H136V236H135ZM139 237L137 236V238H139ZM144 239H143V240H144ZM123 264H125V263H123Z\"/></svg>","mask_w":264,"mask_h":264}]
</instances>
